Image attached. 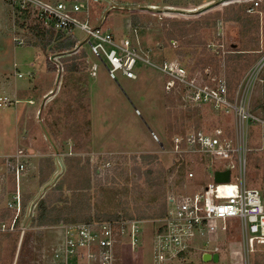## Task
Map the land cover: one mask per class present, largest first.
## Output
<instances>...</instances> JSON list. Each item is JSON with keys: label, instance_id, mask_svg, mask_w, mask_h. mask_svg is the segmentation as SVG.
<instances>
[{"label": "rangeland", "instance_id": "rangeland-1", "mask_svg": "<svg viewBox=\"0 0 264 264\" xmlns=\"http://www.w3.org/2000/svg\"><path fill=\"white\" fill-rule=\"evenodd\" d=\"M220 1L222 0H91V24L112 29L118 36L128 35L139 54L152 62L177 63L197 80L209 76L208 79L211 81L217 78L228 81L229 74L224 66V57L228 54V50L240 52L251 49L258 43L250 40L254 37V32L246 31V26L237 22L222 21L216 27L205 25L201 20L202 16L224 12L221 11L223 10L221 5L227 2L218 5ZM234 2L238 10L247 8L251 4L250 0ZM246 4L248 6H245ZM209 6L214 8L203 11ZM253 6L254 4L248 9V16L255 23L250 28L255 29L259 25L258 36L263 41L264 9L259 7L249 13ZM16 9L17 5L12 6L6 0H0V97L8 96L12 100H18L11 106L0 107V215L1 211L8 208L14 215L10 226L8 222L0 225V264L15 262L16 264H49L51 262L53 251L63 243L64 233L60 228L65 224L37 227L31 225V218L34 216L37 202L65 174L66 159L71 157L80 158L81 164L87 166V178L90 177L94 184L90 194L91 207H87V212L91 215L98 211V208L96 209V200L99 196L98 183L107 182V178L113 175L114 169L118 166L130 171L132 175L128 185L130 195L127 198L123 197L122 200L127 205L130 204L134 208L136 206L144 214L153 213L154 216L132 219L142 222L143 242L137 250L126 246L121 252L119 251V258L122 260L118 263L152 264V239L163 218L160 215L163 198L153 203L151 208L147 207L150 196H159L162 189L148 185L144 178L145 172L149 169L161 168L168 171L174 167L180 157H190L189 173L181 192H178V188L172 184L178 178L177 172L169 175L167 201L169 196L174 194L193 195L202 192L214 181L215 168H230L233 182H238L240 169L236 160L213 162L207 156L192 153L188 149L183 151L181 148L176 149L174 141L176 136H184L193 130L220 128L227 133L235 132L234 110L211 106L198 108L202 111L197 110L195 107L198 105L189 101L186 93L187 105H175L178 102L176 98V102H171L167 98L168 91L165 84L168 78L159 69L144 63H139L136 79L127 78L121 72L115 73L114 79L110 70H107L103 64L97 73L92 75L90 66L96 60L86 44L85 47L88 49L86 82L72 84L70 80L65 81V84L67 83L70 89H73L69 99L75 106L72 108L70 106L72 103L66 104L68 96L62 93V91L64 94L68 93V89L59 91L60 71L48 70L49 60L55 61V57L47 58L42 50L25 47L17 39V32L27 21L17 13ZM160 10H170L171 13L161 14ZM172 18L191 21L192 28L197 25L199 30L197 33H192L187 41L183 35L171 41L167 38L165 28L171 25ZM199 20L201 22H197ZM215 35L221 36L220 42L214 41ZM230 35L239 42L238 49L231 48ZM77 36L82 39L85 35L77 31ZM197 36L203 37L200 46L188 44ZM78 41L82 40L78 39ZM263 46L264 44L261 45L263 54L261 58L264 57ZM217 48H221L222 64L214 55H211V51ZM258 62L249 67L245 63L241 71L233 72L232 75V87L239 82L234 88V98L239 94H245L250 110L256 104H262L264 107V67L253 79L250 78ZM20 74L22 77H19ZM50 85L53 89L51 88L47 94L45 104L40 96L37 97ZM53 92H58L61 98L55 103L54 108L55 116L59 117L57 127L54 128L59 135L57 141L53 140L48 131L46 124L49 122L42 113L44 107L53 102ZM30 98H33L35 104L29 102ZM78 100H82L81 107H77ZM263 111L264 108L254 113L263 119L261 118L264 116ZM86 120L91 122L90 128H86L87 135H85ZM196 121H199V124ZM262 125L261 122L255 124L248 122L247 125L250 145L248 144L249 151L246 154V180L250 186L260 190L264 204V155L252 149L254 145L260 144ZM179 132L185 134L178 135L181 134ZM76 144L79 147L76 148ZM18 151L26 155L23 159L26 167L20 180H17L16 174L8 166V159L16 155ZM48 158L54 160L56 171L42 185L40 183L41 169L50 168ZM194 160L198 161L194 162ZM190 173H194L195 177L190 179ZM10 174L14 175L15 180ZM75 180L76 178H70L69 182ZM108 183L111 184V181L106 184ZM18 193L22 198L33 195L24 215L23 208L19 212L17 206H12L16 210L10 207L13 197ZM139 193L142 195L141 200H137ZM23 204L24 202L22 207ZM103 210L113 211L114 208ZM18 217L20 224L16 225ZM127 221L131 220L113 222L122 224ZM23 231L25 234L22 245L19 247ZM221 239L218 264H244L246 257L242 252L243 238L240 223L236 221L228 223V232ZM127 240V236L122 239L123 247L125 243L128 244ZM262 250L264 251V246ZM260 254L262 253L254 255L259 257ZM200 264L215 263L201 262Z\"/></svg>", "mask_w": 264, "mask_h": 264}, {"label": "built area", "instance_id": "built-area-1", "mask_svg": "<svg viewBox=\"0 0 264 264\" xmlns=\"http://www.w3.org/2000/svg\"><path fill=\"white\" fill-rule=\"evenodd\" d=\"M6 1L12 6L18 4L22 9L28 4L33 5L44 24H53L57 30L82 40L81 43L87 45L96 60L90 66L92 75L103 64L110 70L112 77L121 72L127 78L136 79L139 63H144L159 69L168 78L165 84L168 92L176 85H182L186 89L187 98L195 105L234 110L236 129L233 134L217 128L176 136V149H188L192 153L207 156L213 162L236 160L240 177L234 183L231 174L229 183L217 184L213 181L202 192L193 195L169 196L166 215L153 235L152 264H197L196 255L220 254L221 237L226 236L228 223L234 221L240 223L245 264H248L249 256L264 246V204L260 190L250 186L246 180V154L249 151L247 125L248 122L264 123V120L250 111L245 94H239L231 101L225 79L217 78L214 86L199 83L177 63L164 61L157 64L140 55L128 35L118 36L112 29L92 26L91 0ZM258 6L259 2L256 1L249 13ZM77 31L85 36L81 39ZM263 67L264 57L259 60L250 78L258 75ZM14 103L17 101L8 96L0 97V107ZM25 157L20 152L8 159V166L16 174L17 180H20L25 170ZM189 177H195L194 173H190ZM13 205L20 212V193L13 197L10 207ZM60 229L64 233V240L53 251L49 264H119L118 261L122 260L119 251L126 246L132 250L139 249L144 234L139 220L122 224L112 221L65 224ZM125 236L128 237V244L125 243L123 247L122 239Z\"/></svg>", "mask_w": 264, "mask_h": 264}, {"label": "trees", "instance_id": "trees-1", "mask_svg": "<svg viewBox=\"0 0 264 264\" xmlns=\"http://www.w3.org/2000/svg\"><path fill=\"white\" fill-rule=\"evenodd\" d=\"M235 0H228L227 3L222 4L223 7L221 11L224 12H215L213 14H209L208 16H202L201 20L205 23V25L216 27L219 22H227L234 21L242 26H246V31L254 32V37L250 40L252 42L258 43L255 47L251 49H244V51L240 52H230L228 50V54L224 57V66L228 71L229 80L227 82L228 86V94L229 99L231 101L234 100V88L237 86L235 84L232 87V75L233 72L241 71V68H244V64L249 67L257 63L261 57V45L264 44V40H260L258 33L260 31V26L257 25L255 29H251L250 27L254 26V20L250 18L248 15L249 6H252L256 1L259 2V7L264 9V0H250V5L247 4L244 9H237V5L234 2ZM10 5V4H9ZM17 5V13L23 16L26 19V23H23L21 26V30L17 32V39L22 42V45L25 47H34L42 50L47 58L54 56V60H49L48 62V70L53 72L60 71L61 80H60V90L68 89V93L64 94L68 98V102L66 104H71L73 106V102H70V94L72 93L70 86L65 81L70 80L72 84H76L77 82L83 84L86 82V70L87 66V53L88 49L84 44L78 41L77 37L66 33L62 30H57L54 28L53 24H44V21L39 17L36 8L28 4L25 9H22L18 4ZM211 12V11H210ZM209 13V12H208ZM178 18H172L171 25H169L166 30L167 38L171 41L179 39L181 35L185 37V41H187L192 33H197L199 27L194 26L192 28L193 22L185 21V20H177ZM201 20L197 22H201ZM179 21V22H178ZM177 29V30H175ZM220 35L214 36V41L220 42ZM202 36H197L193 40H190L188 44L194 46H200L202 44ZM264 39V37H263ZM260 41L262 42L260 44ZM219 44V43H218ZM264 48V46H263ZM207 49L205 48V51ZM211 51V50H210ZM211 55H214L215 58L219 60L222 64V56L221 48H217L214 51H211ZM203 64V63H202ZM222 66V65H221ZM192 77L193 75L190 74ZM209 76H205L202 79H196L199 83L208 84L211 86L215 85L216 80L208 79ZM81 89L78 90L80 93ZM75 91H73L74 93ZM186 89L182 85H176L175 88L168 92V100L171 102L176 100L179 106H186L187 102L185 100ZM53 102L47 104L44 107L43 115L48 119L49 124L47 125L48 131L50 132L53 140L57 141L59 139V135L57 134L54 128L57 127L59 117H56L54 112L55 103L59 101L61 98L57 93H52ZM60 98V99H59ZM66 98V99H67ZM176 102V101H175ZM48 103V102H47ZM76 103V101H75ZM82 100H78L77 107L82 106ZM197 110H201L195 107ZM262 104H256L253 106V109L250 111L253 114H256L258 109H263ZM193 109V108H192ZM202 111V110H201ZM199 124V121H196ZM91 122L86 120L85 122V131L86 128H90ZM198 130H193L190 132H194ZM57 135H56V134ZM184 135V132H179ZM189 133V132H188ZM88 132L86 131L85 135ZM233 134V133H232ZM186 135V134H185ZM57 145L59 143L57 142ZM79 147L76 144V148ZM199 156V155H198ZM148 157V156H147ZM151 156H149L150 158ZM146 158V157H145ZM152 158V157H151ZM179 161H176V164L173 168H170L168 171L165 168H161L158 170L149 169L145 172L144 178H146V183L151 185V187H156L162 189V193L159 196L153 195L150 196V200L147 203V207L151 208L153 203H157L163 198V204L161 206V217H164L167 212V183L170 174L177 172L178 178H176L172 184L178 188V192H181L185 178L187 180L188 169L190 165V157L182 156L179 158ZM50 162V168L41 169V184L43 185L48 179L51 178L52 174L56 171L55 163L52 158H48ZM198 161V160H194ZM66 172L61 179H59L53 186H51L42 198L37 202L34 216L31 218V225L37 227H50L57 226L62 224H78V223H87L92 221H119V220H132V219H142L145 217L154 216V214H144L142 210H139L126 204L125 201L122 200L123 197H128L130 195V189L128 188L129 183L132 180V175H130V171L127 168L116 167L114 169L113 175L107 178L108 181H111V184L104 181V183H98V193L96 200V209L98 208L97 213L90 214L87 212V207L90 208V201L92 198L90 197L91 190L93 188V183L91 178H87L86 175V167L81 164L80 158L71 157L67 158L65 162ZM89 167V166H88ZM14 174V173H13ZM13 174H10L11 177L15 180ZM171 176V175H170ZM70 178H76L75 181L69 182ZM141 193V191H140ZM139 193L137 200L142 199V195ZM33 195L22 198L23 209L22 213L25 214L26 207L28 203L32 200ZM7 208V207H6ZM16 210L15 207H11ZM106 208H114L112 211H104ZM118 209V210H117ZM12 210L10 208L4 209L1 211L0 215V225L8 222V226L11 225V222L14 218V215L11 214ZM88 214H87V213ZM16 225L20 224L19 217L17 218ZM2 229V228H1Z\"/></svg>", "mask_w": 264, "mask_h": 264}, {"label": "water", "instance_id": "water-1", "mask_svg": "<svg viewBox=\"0 0 264 264\" xmlns=\"http://www.w3.org/2000/svg\"><path fill=\"white\" fill-rule=\"evenodd\" d=\"M228 0H222L218 3L219 4H222V3H225L227 2ZM214 8V6H209L206 10H203V11H207V10H210ZM176 13H181L183 14L184 12L183 11H175ZM160 13L161 14H167V13H171L170 10L168 11H163V10H160ZM229 39H230V46L231 48L233 49H238L240 47V44L239 42H236V38H234V36H229ZM231 170L229 168H223V169H219V168H215L214 169V174H213V179H214V182L217 183V184H224V183H229L231 181ZM51 185V184H49ZM48 185V186H49ZM45 191V190H44ZM24 234L25 232L23 231L22 232V235H21V238H20V241H19V247H21L22 245V242H23V237H24ZM17 255H18V252H17ZM202 260L204 262H214V263H219L220 261V255L218 253H215V254H210V253H204L203 254V257H202ZM16 264V262L14 263Z\"/></svg>", "mask_w": 264, "mask_h": 264}, {"label": "crops", "instance_id": "crops-1", "mask_svg": "<svg viewBox=\"0 0 264 264\" xmlns=\"http://www.w3.org/2000/svg\"><path fill=\"white\" fill-rule=\"evenodd\" d=\"M41 52V51H40ZM42 53V52H41ZM33 66V65H32ZM19 77H22V76H20L19 75ZM52 85H50V87L48 86V88H46V90L45 91H43L41 94H38V97L37 98H39V96H40V98H42V100H43V103H45L46 104V101H44L46 98H47V94L51 91V88L53 89V87H51ZM29 96V95H28ZM41 100V101H42ZM16 101H18V100H16ZM29 102L30 103H32V104H35V101L33 100V98L31 99H29ZM263 114H264V111L262 112ZM257 116V115H256ZM259 116V115H258ZM261 118H263L262 120H264V116L262 117L261 116ZM254 127V126H253ZM256 127V126H255ZM261 132H262V137H261V139H260V144H258V145H254L253 146V148L252 149H254V150H258L260 153H262L263 155H264V123H263V125H262V129H261ZM250 139H249V137H248V144L250 145ZM19 152H21V151H18V153ZM17 153V154H18ZM16 154V153H15ZM262 155V156H263ZM242 249H243V253H244V246L242 245ZM259 252H261L262 254H260L259 255V257L258 256H255L254 254H256V253H259ZM220 255V254H219ZM202 257H203V254H202ZM202 257H200V255H196L195 256V259H196V263L197 264H200L201 262H204L203 260H202ZM258 258V259H257ZM199 261V262H198ZM212 262V261H211ZM220 262V261H219ZM206 263V262H205ZM214 263V262H213ZM216 264V263H215ZM218 264V263H217ZM244 264H245V261H244ZM248 264H264V251L263 250H261V249H259L257 252H255V253H253V254H251L250 256H249V259H248Z\"/></svg>", "mask_w": 264, "mask_h": 264}]
</instances>
